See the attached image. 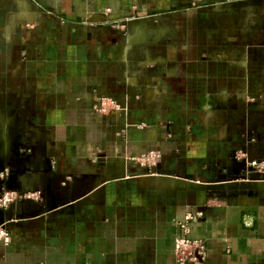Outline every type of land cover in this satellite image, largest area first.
Instances as JSON below:
<instances>
[{"label": "crops", "instance_id": "0c3cea01", "mask_svg": "<svg viewBox=\"0 0 264 264\" xmlns=\"http://www.w3.org/2000/svg\"><path fill=\"white\" fill-rule=\"evenodd\" d=\"M245 160H264V0H0V181L44 194L0 208V264H178L201 202L203 264H264V194L201 189Z\"/></svg>", "mask_w": 264, "mask_h": 264}, {"label": "built area", "instance_id": "2783aa9c", "mask_svg": "<svg viewBox=\"0 0 264 264\" xmlns=\"http://www.w3.org/2000/svg\"><path fill=\"white\" fill-rule=\"evenodd\" d=\"M110 105V109L117 110L118 104L114 101L99 100V103L94 107V110L104 111ZM161 155L157 150L143 152L138 156L132 157L133 160L142 166L152 167L159 162ZM250 172L264 174V160H245L244 168L241 173L247 174ZM20 199H40L39 192L35 193H20L16 190L2 188L0 190V208L6 209L12 203ZM203 216V202L196 205L194 208L187 210L183 219L178 223L180 230L179 235L174 238L173 250L177 257L178 264L190 262L192 264H203L205 260V248L201 240L190 237L191 224ZM11 241L10 233L5 228L4 224L0 225V243L3 245L9 244Z\"/></svg>", "mask_w": 264, "mask_h": 264}, {"label": "water", "instance_id": "95a60500", "mask_svg": "<svg viewBox=\"0 0 264 264\" xmlns=\"http://www.w3.org/2000/svg\"><path fill=\"white\" fill-rule=\"evenodd\" d=\"M239 5L243 6L245 5V3L247 2H237ZM227 5V4H224V6ZM258 176V175H261L262 178L264 179V174L263 173H254V172H250V173H247V174H239L237 176H232L230 178L227 179L226 182H221V183H216V184H204L201 189L204 190V191H210L212 194H217V192L214 190L215 187H223L224 190L222 192H220L219 194L217 195H220L222 197H235L236 195H238L239 193L241 192H246L248 194H264V191H259L257 189H253V188H249L247 186H245V184H238V186H243V188H240V189H237L234 188L233 190H231L232 192H227L225 190V183H228L230 180L234 179V178H249L251 179L252 177H255V176ZM241 176V177H240ZM6 189H14L20 193H35V192H39V197L41 200V202L43 201V198H44V194L42 192L41 189H37V188H23V189H18V188H8V187H5ZM2 189V182L0 181V190ZM41 202H38V201H35L33 199H20V200H17L15 201L14 203H12L8 208L4 209V211L8 212L10 210V213L12 212V210L17 207V206H21V205H35V204H38V203H41ZM5 212V213H6ZM9 213V212H8ZM10 216V215H9ZM3 224V222H0V225Z\"/></svg>", "mask_w": 264, "mask_h": 264}, {"label": "bare ground", "instance_id": "6f19581e", "mask_svg": "<svg viewBox=\"0 0 264 264\" xmlns=\"http://www.w3.org/2000/svg\"><path fill=\"white\" fill-rule=\"evenodd\" d=\"M257 176V175H256ZM252 177L251 179L249 178H244L243 180H237L234 184H236L237 182H243L245 185H248V186H252V187H256V188H259V189H264V181L261 179V178H258V177ZM262 177V176H260Z\"/></svg>", "mask_w": 264, "mask_h": 264}, {"label": "rangeland", "instance_id": "374dc122", "mask_svg": "<svg viewBox=\"0 0 264 264\" xmlns=\"http://www.w3.org/2000/svg\"><path fill=\"white\" fill-rule=\"evenodd\" d=\"M241 177V176H240ZM261 179L264 181V179L261 177ZM227 181V180H226ZM226 181H224V182H226ZM236 182V181H235ZM234 182V183H235ZM243 182H237L236 184H242ZM244 184V183H243ZM237 186V185H236ZM245 186H247V187H249V188H253V189H257V190H259V191H264V189H259V188H254V187H252V186H248V185H245ZM236 188V187H235ZM240 188H243V186H238L237 187V189H240ZM230 189V186L229 187H227V186H225V190H229ZM216 192H217V194H219L220 192H222L223 190H224V188L223 187H215V189H214Z\"/></svg>", "mask_w": 264, "mask_h": 264}]
</instances>
